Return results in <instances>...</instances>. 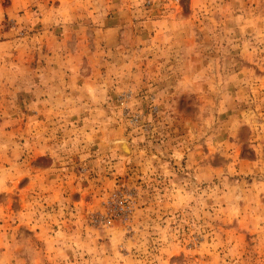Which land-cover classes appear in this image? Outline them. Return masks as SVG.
I'll return each mask as SVG.
<instances>
[{"label": "rangeland", "instance_id": "374dc122", "mask_svg": "<svg viewBox=\"0 0 264 264\" xmlns=\"http://www.w3.org/2000/svg\"><path fill=\"white\" fill-rule=\"evenodd\" d=\"M0 264H264V0H0Z\"/></svg>", "mask_w": 264, "mask_h": 264}]
</instances>
